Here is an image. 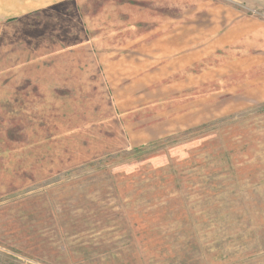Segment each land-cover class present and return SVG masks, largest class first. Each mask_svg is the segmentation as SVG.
Segmentation results:
<instances>
[{"label":"rangeland","instance_id":"1","mask_svg":"<svg viewBox=\"0 0 264 264\" xmlns=\"http://www.w3.org/2000/svg\"><path fill=\"white\" fill-rule=\"evenodd\" d=\"M0 264H264V0H0Z\"/></svg>","mask_w":264,"mask_h":264},{"label":"crops","instance_id":"2","mask_svg":"<svg viewBox=\"0 0 264 264\" xmlns=\"http://www.w3.org/2000/svg\"><path fill=\"white\" fill-rule=\"evenodd\" d=\"M161 45H163V43L161 44ZM168 48V47H167ZM9 62V61H8ZM10 63V62H9ZM24 63V62H23ZM9 67H7V68H5V69H3V70H1L3 73L1 74V75H9V72H11V70H19L20 68H17V67H21V65L20 64H18L16 67H14V68H12V66H11V63H10V65H8ZM15 66V65H14ZM59 72H58V70H57V72H52L51 74L52 75H62L61 73L60 74H58Z\"/></svg>","mask_w":264,"mask_h":264}]
</instances>
